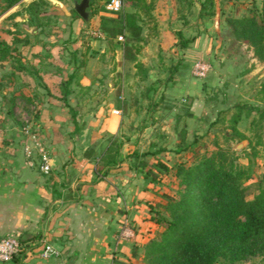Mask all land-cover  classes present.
Wrapping results in <instances>:
<instances>
[{
	"label": "crops",
	"instance_id": "crops-1",
	"mask_svg": "<svg viewBox=\"0 0 264 264\" xmlns=\"http://www.w3.org/2000/svg\"><path fill=\"white\" fill-rule=\"evenodd\" d=\"M160 2L163 12L174 5ZM193 5L198 11L199 2L193 0ZM122 9L134 11L131 6ZM25 17L18 28L21 37L29 32ZM189 24L195 27L196 22ZM56 32L52 26L42 32L31 27L28 43L19 45L23 68L14 71L9 63L0 64V237L15 235L23 243L20 253L2 264H132L131 241L119 235L121 222H138L146 213L147 191L139 187L133 166L122 159L127 149L111 151L107 146L115 136L126 135L127 144L132 142L126 131L136 126V119L123 113L122 101L130 100L123 92L128 86L122 74L138 76L114 40L88 38L73 53ZM201 41V36L189 40L176 60L179 67L173 74L180 89H191L193 81L184 78L182 67L191 63V69L201 51L207 45L210 49ZM138 59L149 78L157 77L147 57ZM32 138L48 156V173L38 169L36 149L24 151ZM44 244L56 255L40 257Z\"/></svg>",
	"mask_w": 264,
	"mask_h": 264
},
{
	"label": "rangeland",
	"instance_id": "rangeland-1",
	"mask_svg": "<svg viewBox=\"0 0 264 264\" xmlns=\"http://www.w3.org/2000/svg\"><path fill=\"white\" fill-rule=\"evenodd\" d=\"M26 1L22 0V4L20 3L10 15L6 12L0 13V38L10 40L9 34L5 32L9 25L13 30L20 29L21 20L28 16ZM36 1L35 9L45 16V21L54 23L52 28L58 31L55 33L58 34L57 37L64 38L63 46H68V52L74 53L78 50V45L85 43L88 38H98L92 35L91 31L99 30L102 33L105 30L106 34H110V41L114 40L122 45L129 39H144L140 56L147 57L151 64L149 68L152 66L157 71V77L149 78L146 74L142 80L138 77L130 78L128 72H123L122 82L128 86L123 87V92L130 100L129 103L122 101L123 113L127 118L134 116L136 126L131 125L130 130L126 131L132 139L130 144H127V136L122 135V138L112 137L107 146L111 151L127 149L129 153L122 159H125L126 164L133 166L139 187L147 191L146 199H143L146 213L139 216L138 222L128 223L133 231V237L129 239L132 264H149L142 257L143 245L161 230L160 226L151 221L152 215L147 212V202L153 205V213L162 212V204L166 201L164 194L174 192L176 179L171 174L174 165L180 161H191L189 150L177 151V144L185 145V141H179L180 128H186L187 142L193 139L192 136L198 137L199 152L205 148L215 150V146L224 149L226 166L231 161L233 169L240 170L239 178L244 198L250 199L253 196L256 180L264 172V111L259 116L253 110H244L236 124L238 132L245 137L241 140L238 135L230 133L223 124L211 127L210 123L219 109L236 103L264 110V101L256 100V92L264 82V59L258 60L253 56L252 49L245 40L234 38L226 21L228 17L257 14L260 0H215L212 8L214 14L206 17H198L193 0H169L171 5H174L168 12L160 11V0H145L148 6L150 5L149 10L141 11L139 15L142 19L136 20L134 26L125 28H120L117 24L125 9L109 14L103 7H97L96 13L92 15L91 7L87 6L89 17L87 15V19L82 21L73 11V3L79 0ZM1 8L0 4V10ZM193 21L196 22L195 27L189 24ZM71 22L74 23V28ZM76 22L80 23V26L77 27ZM27 26L30 32L32 25ZM176 32H180L189 40L201 36V45H210L209 51L207 45L195 58L209 65L205 76H192L191 63L182 67L184 78L192 77L191 89L177 87V76L170 72L171 66L179 65L176 60L187 47V44L185 47L179 46ZM118 35L122 36L121 40H117ZM121 46L115 45L118 48ZM105 60L106 65H111L110 58ZM104 68L107 70L111 67ZM2 111L0 106V114ZM15 112L19 116L22 115L19 108H16ZM252 118L254 121L251 123ZM238 143L242 145L236 148ZM157 148L158 151L152 154L148 152ZM111 159L113 160V156L106 157V160ZM156 160L163 161L168 170L154 166ZM234 264H264V255Z\"/></svg>",
	"mask_w": 264,
	"mask_h": 264
},
{
	"label": "trees",
	"instance_id": "trees-1",
	"mask_svg": "<svg viewBox=\"0 0 264 264\" xmlns=\"http://www.w3.org/2000/svg\"><path fill=\"white\" fill-rule=\"evenodd\" d=\"M21 1L0 0V13L6 12ZM106 1L88 0L92 15L96 13L97 7H103ZM214 2L215 0H200L198 17L213 15ZM36 4L37 1L32 0L25 6L28 12L26 24L42 32L54 23L45 21V16L35 9ZM123 6L134 7V11L120 15L117 22L120 28L134 26L136 20L142 19L139 15L141 11L147 12L150 8L145 0H123ZM226 21L234 38L245 40L251 47L253 56L263 60L264 0H260L257 14L228 17ZM5 32L9 34L10 40L0 38V64L7 62L14 71H19L23 68L19 45L27 44L31 34L24 32L21 37L19 30L8 28ZM102 33L105 37L110 36L105 30ZM175 36L180 47H185L189 42L180 32H176ZM143 43L145 40L142 38L129 39L124 45L118 42L119 46L122 45L120 48L123 60L133 62L135 74L140 80L144 79L147 73V68L138 59L143 50ZM174 68L175 65L171 66L170 72H173ZM2 78L3 76L0 77V90ZM256 100L264 101V82L256 92ZM245 109L253 110L259 116L264 111L259 107L236 103L219 109L210 126L223 124L230 133L238 135L239 140L245 139L236 128ZM7 113L10 114V110ZM253 121L254 118L250 122ZM185 137L186 128L182 127L179 130V141H185V145L177 144V151L189 150L191 161H180L174 165L171 173L176 179L174 192L164 194L166 201L162 204V212L153 213V205L147 202V212L152 215L150 219L160 226L161 230L144 243L143 260L149 264H234L264 255V172L256 180L253 196L245 199L239 178L240 170H234L231 161L226 166L225 150L215 146V150L205 148L199 152L198 137L192 136L190 142H187ZM155 151H158V148L148 152L152 154ZM154 166L168 170L161 160H156Z\"/></svg>",
	"mask_w": 264,
	"mask_h": 264
},
{
	"label": "built area",
	"instance_id": "built-area-1",
	"mask_svg": "<svg viewBox=\"0 0 264 264\" xmlns=\"http://www.w3.org/2000/svg\"><path fill=\"white\" fill-rule=\"evenodd\" d=\"M123 0H107L103 4L104 10L109 14H114L122 9ZM92 35L102 38L103 34L99 31H91ZM122 36L118 35L117 40H121ZM209 68L206 62L201 60H195L191 66V74L194 77L200 78L205 76ZM31 145H25L24 151L26 154L30 153L31 147L36 149L39 154L38 169L42 173H48L50 170V164L48 161V156L43 148V146L36 141L35 138L31 139ZM129 220L124 218L121 222L120 237L124 239H130L133 237V231L129 226ZM23 248V243L15 235H6L0 237V264L11 261L16 255H18ZM56 255L55 250L48 244H44L39 252V256L42 258H47L49 256Z\"/></svg>",
	"mask_w": 264,
	"mask_h": 264
},
{
	"label": "water",
	"instance_id": "water-1",
	"mask_svg": "<svg viewBox=\"0 0 264 264\" xmlns=\"http://www.w3.org/2000/svg\"><path fill=\"white\" fill-rule=\"evenodd\" d=\"M88 6V0H79L78 2L73 3V9L74 11L84 20L87 19V8ZM242 144L238 143L236 145V148H239Z\"/></svg>",
	"mask_w": 264,
	"mask_h": 264
}]
</instances>
